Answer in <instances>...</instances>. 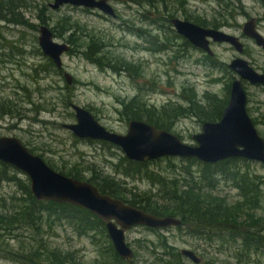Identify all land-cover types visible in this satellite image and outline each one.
Returning a JSON list of instances; mask_svg holds the SVG:
<instances>
[{"label": "trees", "instance_id": "obj_1", "mask_svg": "<svg viewBox=\"0 0 264 264\" xmlns=\"http://www.w3.org/2000/svg\"><path fill=\"white\" fill-rule=\"evenodd\" d=\"M109 1L150 8L157 14V18L148 19L145 14L143 20H150L151 25L160 24L157 28L159 30L165 28L164 25L170 24L172 18L178 17V13H181L186 20L218 29L229 23L230 19L235 20L243 12L241 0H218V7H221L218 12L219 17L211 18L207 22L192 15L187 8L190 0ZM21 8H24L23 12ZM27 11H31L30 13L36 11L40 24L25 18L24 14ZM51 13L49 4L44 1L31 4L28 0H0V21L22 24L25 28L34 31H39L42 24L51 25L54 37L65 39L71 46L67 54L81 53L92 64L104 70L118 73L134 72L139 75V66L118 52L114 48L113 41L105 43L93 36L87 44H82L81 40L84 41V38L90 34L85 24L72 16L55 18ZM166 32L167 34L163 33L165 36L162 39L160 35L149 34L154 39L151 42L153 51H176L177 53L170 58L178 59L185 53L179 55L180 50L175 47L180 45L184 51L197 49L183 36ZM138 34L141 37L146 35L140 32ZM179 39L182 40L181 44H178ZM15 49L20 51L22 47L15 46ZM37 51L42 54L39 46ZM10 55L11 53H8V56ZM206 57L209 65L215 67L213 57L209 55ZM45 62L47 64L43 68L33 69L37 76L46 71L61 75L62 70L57 68L50 58L45 57ZM226 68L225 71L231 81L227 84V93L224 97L212 93L201 96L194 87L189 86L183 88L185 95H181L185 104L173 102L156 106L143 101L142 96L137 94L122 102L125 120L127 122L132 119L143 120L172 132H175L177 121L181 118L196 117L201 125L220 120L230 99L234 77L232 71ZM68 87L67 84L66 88ZM71 101V96L63 99L64 107L70 108ZM4 115L15 117L17 112L13 111L8 99L0 97V116ZM79 139L75 137L76 141ZM85 141L99 142L116 150L119 148L106 141L91 139ZM25 144L28 146L27 143ZM37 148L29 147L32 152ZM175 158L178 157L138 162L129 159L124 153L120 154L117 163L114 164L116 173L125 177L150 178L156 189L147 191L130 189L115 176L103 174L95 167H83L79 164L59 166L50 160L45 161L67 176L92 182L102 193L121 198L158 216L180 218L182 224L176 228L184 230L187 236L196 241L193 244L194 248L200 252L202 258L199 264H264V215L257 213L264 196V175L252 174L250 172L252 161L245 158H231L214 164L204 163L196 158H180L183 162L180 171L174 169L172 159ZM163 160L170 162L171 174L167 173L165 176L150 170L151 164ZM195 166H199L198 170L192 169ZM19 173V170L12 165L0 161V181L13 183L16 187L13 193L0 197L1 259L17 264H90L85 262L75 249H66L51 243V237L58 236L61 230H70L78 237L91 239V243L99 253L91 264H133L135 257L140 256L136 251L133 260L123 259L114 247L105 222L80 206L36 199L31 192L29 178L25 174L19 176ZM223 182H230L238 190L239 198L236 201L217 194ZM146 228L151 231L158 230ZM201 241L213 246L214 252L207 248L201 249L199 246ZM139 248L150 251V255L154 257L150 264H179L185 257L163 234L159 235L158 243L145 241L144 244H139ZM157 250L162 252L159 253Z\"/></svg>", "mask_w": 264, "mask_h": 264}, {"label": "rangeland", "instance_id": "obj_2", "mask_svg": "<svg viewBox=\"0 0 264 264\" xmlns=\"http://www.w3.org/2000/svg\"><path fill=\"white\" fill-rule=\"evenodd\" d=\"M28 1L31 4L43 1L48 4L53 2V0ZM217 1L190 0L187 8L190 9L192 15L208 22L211 18L219 17L218 12L221 7H218ZM111 2L116 9L117 17L105 15L98 10L86 11L82 7L72 5H65L57 10L50 9L51 15L55 18L68 15L85 24L90 34L84 38L85 42L81 40L82 44H87L93 36L105 43L113 41L114 48L118 52L139 66L138 76L134 72H131L132 74L129 72L118 73L101 69L92 64L83 54L77 52L72 55L67 53L63 55L64 65L61 75L53 71L50 73L46 71L37 76L33 69L35 67L43 68L47 64L45 62L47 56L43 52L40 54L37 51L39 31L25 28L22 24H8L0 21V97L8 99L13 111L17 112L15 117L0 116V135H13L21 138L24 143L28 144V147H38L33 153L42 155L44 160H50L59 166L79 164L83 167H95L103 174L115 176L130 189L154 190L156 186L150 178L125 177L116 173L114 164L123 153L120 148L116 150V148L99 142H89L79 138L76 141V136L62 126L63 123L75 122L74 111L71 107H64L63 99L71 96V102L89 109L109 130L126 133L128 122L123 115L122 102L124 100L138 94L142 96L143 101L156 106L173 102L185 104L181 95H185L183 88L189 86L194 87L201 96L205 93H212L222 98L227 93V84L231 81L225 71L226 67L229 68L228 64L240 54L227 43L212 42L215 67L209 65L207 54L204 51L200 49L184 51L180 45L175 49L180 50L179 55L185 54L178 59H171L170 57L177 52L153 51L151 42L154 39L150 37L154 34L160 35L162 39L165 36L163 33L167 34L166 31L177 33L172 29L171 23L164 25L165 28L159 30L157 28L160 24L151 25L150 20H143L145 14L148 19L157 18V14L150 8L146 9L136 4ZM241 5L243 12L235 20L230 19L229 23L218 29L238 36L245 45L243 57L255 69L263 71L264 50L252 38L243 33V26L249 18L254 17L258 21L262 18L261 22L259 21V29L264 35V5L258 0H241ZM20 10L23 12L24 8ZM31 11L24 14L25 18L40 24L36 11L30 13ZM178 17L185 19L181 13H178ZM48 26L51 27V25ZM138 32L146 34L145 37L139 36ZM55 40L66 42L62 38L55 37ZM178 42L181 44L182 40L179 39ZM15 46H20L22 49L18 51ZM8 53L11 55L8 56ZM64 72L73 76V83L68 88H66ZM232 73L233 81L238 75L233 71ZM152 85L156 88H153ZM244 88L248 96V112L254 120L257 130L264 137V87L245 81ZM202 125L196 117L181 118L177 121L175 132L180 134L187 143H193L192 137L202 130ZM172 160L174 169L182 170L181 159L178 157ZM149 168L165 176L167 173H172L168 160L151 164ZM198 168L199 166H195L192 169L198 170ZM250 172L264 175V165L252 162ZM18 175L25 176L21 172ZM15 190L16 187L13 183L0 181V197L8 196ZM217 194L225 195L233 201L239 198L238 190L230 182H223L218 188ZM257 213L264 215V196ZM160 234L167 236L168 242L175 245L178 251L181 252L183 248H188L200 256V252L195 250L193 245L196 241L187 236L184 230L168 227L151 231L144 226H135L126 232L129 245L134 249L135 254L136 251L140 254L135 257L133 264H150L154 260L150 251L139 248V244L142 245L145 241L158 243ZM51 243L66 249H75L83 260L90 264L99 255L89 237H78L70 230H61L58 236H52ZM199 246L201 249L207 248L214 252V247L205 241L199 242ZM157 251L162 252L161 250ZM165 258L168 260L167 257ZM0 264L17 263L0 258ZM179 264L195 263L189 258L183 257L182 263Z\"/></svg>", "mask_w": 264, "mask_h": 264}, {"label": "water", "instance_id": "obj_3", "mask_svg": "<svg viewBox=\"0 0 264 264\" xmlns=\"http://www.w3.org/2000/svg\"><path fill=\"white\" fill-rule=\"evenodd\" d=\"M49 5L52 9L72 5L98 10L111 17L118 16L109 0H53ZM171 24L178 34L210 56L215 55L211 41L227 43L240 54L228 64L238 77L232 81L230 99L220 120L203 123L202 130L192 137L194 142L187 143L177 133L143 120H130L126 133L109 130L89 109L71 102L75 122L63 123L62 126L80 139L109 142L119 147L129 159L138 162L180 157L196 158L204 163L214 164L231 158H245L264 165V137L248 112V96L244 88L245 81L264 86V73L255 69L243 57L245 45L238 36L221 29L204 27L181 17L172 18ZM243 33L264 49V35L257 29L256 18H249L244 23ZM38 43L43 54L57 68L63 69V55L69 52L71 46L55 40L51 28L45 24L39 28ZM64 78L68 85L73 83L70 73L64 72ZM0 160L29 178L30 189L36 199L80 206L105 222L117 253L125 260H133L135 256L134 249L127 241V230L135 226L164 229L182 224L178 217L158 216L147 212L121 198L102 193L92 182L55 170L17 136L0 135ZM181 254L196 264L202 261L194 250L183 248Z\"/></svg>", "mask_w": 264, "mask_h": 264}, {"label": "flooded vegetation", "instance_id": "obj_4", "mask_svg": "<svg viewBox=\"0 0 264 264\" xmlns=\"http://www.w3.org/2000/svg\"><path fill=\"white\" fill-rule=\"evenodd\" d=\"M259 1V3H262L263 5H264V0H258ZM183 19V18H182ZM257 20V19H256ZM261 20H262V18H260V22H261ZM259 21L257 20V29L259 30V32H260V29H259ZM171 22V21H170ZM173 29V28H172ZM261 33V32H260ZM262 34V33H261ZM180 35V34H179ZM182 36V35H181ZM211 43H212V41H211ZM212 45V44H211ZM197 49H199V48H197ZM263 49V48H262ZM201 50V49H200ZM264 50V49H263ZM215 54V53H214ZM208 55V54H207ZM210 56V55H209ZM215 56V55H214ZM214 56H211V57H214ZM259 72H262V73H264V69H263V71H259ZM259 86H262V85H259ZM262 87H264V86H262ZM248 109V108H247ZM249 161H251V160H249ZM252 162H257V161H252ZM258 163H260V162H258ZM154 229V228H153Z\"/></svg>", "mask_w": 264, "mask_h": 264}, {"label": "bare ground", "instance_id": "obj_5", "mask_svg": "<svg viewBox=\"0 0 264 264\" xmlns=\"http://www.w3.org/2000/svg\"><path fill=\"white\" fill-rule=\"evenodd\" d=\"M51 8V7H50ZM53 10H57V9H53ZM62 70V69H61ZM129 122V121H128ZM1 161V160H0ZM1 162H3V161H1ZM5 163V162H4Z\"/></svg>", "mask_w": 264, "mask_h": 264}]
</instances>
